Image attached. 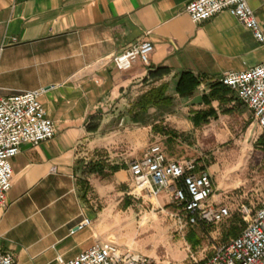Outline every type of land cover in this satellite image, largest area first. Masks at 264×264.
I'll use <instances>...</instances> for the list:
<instances>
[{
    "label": "crops",
    "instance_id": "obj_1",
    "mask_svg": "<svg viewBox=\"0 0 264 264\" xmlns=\"http://www.w3.org/2000/svg\"><path fill=\"white\" fill-rule=\"evenodd\" d=\"M190 1L0 0V46L8 44L0 92L44 89L41 101L57 130L40 145H23L12 159L13 185L0 209V249L13 253L17 264H62L59 257L71 260L100 240L114 241L111 195L119 207L124 194L132 195L129 163L112 157V142L117 134L124 140L133 134L141 143L143 129L152 132L162 121L190 139L215 143L216 163L197 160L213 175L212 201L238 213L246 157L264 170V129L234 91L212 84L227 72L263 63L264 42L229 11L195 23L185 9ZM249 3L264 31V0ZM142 40L155 48L150 64L139 60L118 70L112 57ZM162 67L169 74L149 77ZM184 72L202 83L182 97L176 85ZM162 84L174 97L171 111L151 108L145 121L133 122L140 96ZM91 162L121 168L106 177L86 175ZM252 176L264 182V172ZM157 199L168 202L165 194ZM263 200L264 193L250 204L256 209ZM84 218L91 225L71 234Z\"/></svg>",
    "mask_w": 264,
    "mask_h": 264
},
{
    "label": "built area",
    "instance_id": "obj_2",
    "mask_svg": "<svg viewBox=\"0 0 264 264\" xmlns=\"http://www.w3.org/2000/svg\"><path fill=\"white\" fill-rule=\"evenodd\" d=\"M185 9L195 23L229 11L257 40L264 42V31L249 0H192ZM7 45L0 46V63ZM154 49L151 41H138L114 55L112 63L120 71L132 69L139 60L149 65ZM220 82L237 94L264 129V62L245 71L227 72ZM43 93L44 89L10 95L0 92V209L6 206L13 185L12 159L19 155L23 145L37 146L56 135L55 122L41 101ZM128 169L133 179L130 194L138 199L159 198L165 194L168 202L177 208L172 216L180 219L181 228L221 224L232 215L229 205L212 201L213 175L203 169L201 161L170 158L162 143L151 144L141 158L129 163ZM237 211L245 224L240 233L216 247L211 256L194 264H264V200L256 209L241 203ZM91 223V219L84 218L71 229V234ZM58 260L62 264H183L159 262L105 240L96 242L71 260L62 257ZM0 264H17L15 255L0 249Z\"/></svg>",
    "mask_w": 264,
    "mask_h": 264
},
{
    "label": "rangeland",
    "instance_id": "obj_3",
    "mask_svg": "<svg viewBox=\"0 0 264 264\" xmlns=\"http://www.w3.org/2000/svg\"><path fill=\"white\" fill-rule=\"evenodd\" d=\"M161 123L164 127L177 131L180 134L178 140L170 143L167 136L153 130L148 133L147 129H143L141 143L135 142L133 134L130 136L128 134L126 140L120 139V134H117V138L112 142L110 154L114 159L130 163L134 159L141 158L151 144L158 142L164 145L169 157L204 158L208 165L216 163L215 143L190 139L169 123L164 124L163 121ZM135 128L136 126L130 127V130L133 132ZM241 168V174H243L241 185L244 192L241 193L239 201L249 205L253 202L256 204L264 193V182L260 179L256 180L252 173H263L264 170L263 168L257 169L259 167L256 166V160L248 156ZM132 188L133 179L130 177L127 192L130 193ZM122 197L126 199L119 207L116 194L111 195L110 208L114 241H110L148 255L159 262L183 264L201 262L211 256L216 247L239 234L241 228L245 226L244 222H240L242 219L240 215L234 211L233 215L221 224L181 228L180 219L172 216V213L177 210L173 204L169 202L160 204L158 199L148 197L136 199L127 193Z\"/></svg>",
    "mask_w": 264,
    "mask_h": 264
},
{
    "label": "trees",
    "instance_id": "obj_4",
    "mask_svg": "<svg viewBox=\"0 0 264 264\" xmlns=\"http://www.w3.org/2000/svg\"><path fill=\"white\" fill-rule=\"evenodd\" d=\"M169 69L166 67L158 68L155 71H150L149 77L156 79L161 78L167 74H169ZM202 83V79L196 76L192 72H184L178 80L176 85L177 93L184 97L190 96L194 94L195 90L200 86ZM213 87H220L222 90H231L229 87L225 86L220 81H216L212 84ZM168 84H162L159 87H154L140 96L135 108L131 110V118L132 121L135 123H141L146 120L149 115L151 108H157L163 112H169L174 106V97L169 95L168 92ZM200 114L196 115L195 122H198L197 117ZM153 131L156 133L162 134L168 137V142L172 143L180 137V134L173 130L164 127L162 123H157L153 125ZM97 129V127H96ZM119 165H113L109 169L107 168L106 164L100 162H91L89 163L86 168L84 169V174L92 175L98 174L102 177L108 176L109 172H117L120 170ZM82 184L85 185L86 181H82ZM125 201V200H124ZM240 222H243L240 220ZM237 235V234H236Z\"/></svg>",
    "mask_w": 264,
    "mask_h": 264
},
{
    "label": "bare ground",
    "instance_id": "obj_5",
    "mask_svg": "<svg viewBox=\"0 0 264 264\" xmlns=\"http://www.w3.org/2000/svg\"><path fill=\"white\" fill-rule=\"evenodd\" d=\"M155 199H157V198H155Z\"/></svg>",
    "mask_w": 264,
    "mask_h": 264
}]
</instances>
